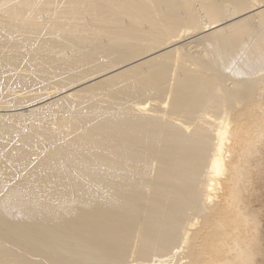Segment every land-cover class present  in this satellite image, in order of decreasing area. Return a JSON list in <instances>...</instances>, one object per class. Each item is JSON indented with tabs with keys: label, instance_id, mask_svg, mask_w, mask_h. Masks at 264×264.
I'll list each match as a JSON object with an SVG mask.
<instances>
[{
	"label": "bare ground",
	"instance_id": "1",
	"mask_svg": "<svg viewBox=\"0 0 264 264\" xmlns=\"http://www.w3.org/2000/svg\"><path fill=\"white\" fill-rule=\"evenodd\" d=\"M4 65L0 264H264V0H0Z\"/></svg>",
	"mask_w": 264,
	"mask_h": 264
},
{
	"label": "rangeland",
	"instance_id": "2",
	"mask_svg": "<svg viewBox=\"0 0 264 264\" xmlns=\"http://www.w3.org/2000/svg\"><path fill=\"white\" fill-rule=\"evenodd\" d=\"M195 47H196V46H195ZM190 48H191V49H190ZM190 48H188V50H189V51L191 50L190 52H192V53H194V51L197 52L198 50H200V46H197V48H198L197 51H196V48H194L192 45L190 46ZM192 48H193V49H192ZM2 66H3V65H2ZM4 67H5V69H6V66H5V65H4ZM9 68H10V67H8V68L6 69V70H9V71L4 70V71L6 72V73L4 72L5 74L3 73L2 67L0 68L4 77H6V74L9 75V74H8L9 72H10V73L13 72L12 74H14V72L16 71V72H15V73H17L16 76H18V75H22V72H23V76H21V78H20V79H22V77H24V73H25L26 75H27V73L29 74V72L31 73V71H29V70H27V71L24 70L25 72H24L23 70H21V71H19L20 74H18V71H17V70L13 71L15 68L12 70V67H11V68H10L11 71H10ZM3 69H4V68H3ZM263 69H264V68H263ZM26 72H27V73H26ZM0 74H1V73H0ZM12 74H11V75H12ZM14 75H15V74H14ZM14 75H13V76H14ZM26 75H25V76H26ZM253 75H254V74H253ZM9 76H10V75H9ZM13 76H12V77H13ZM251 76H252V75H251ZM251 76H250V77H251ZM10 77H11V76H10ZM252 77H253V76H252ZM252 77H251V78H252ZM259 77H260V76H258V75H254V77H253L254 79H251V78H250V79H251L252 82H254V84H256V83L258 82V80H260ZM7 80H8V79H7ZM3 81H5V80H3ZM247 81L250 82V80H247ZM247 81L245 82L246 84H247ZM255 81H257V82L255 83ZM228 82H230V81H228ZM228 82H227V84H228ZM249 82H248V84H249ZM251 84H252V83H251ZM1 85H3L4 87H6L5 89H7V85H5V84H1ZM39 86H41V85H35V86H33V88L36 87V88H34L35 91L37 90V88H38ZM228 86H230V83H229ZM4 87H3V88H4ZM18 87H19V89H18V88H17V89H18V90H21V89H20L21 86L18 85ZM31 87H32V86H31ZM11 88H12V87H11ZM23 88H24V87H23ZM33 88H31V89H33ZM43 88H45L44 85H43V87H42V86L39 87L38 90H39V89H43ZM0 89H2V88H0ZM34 89H33V90H34ZM15 90H16V89H15ZM1 91H4V90H1ZM35 91H34V92H35ZM29 92H30V94H31V92L34 93L33 91H29ZM29 92H28V93H29ZM36 92H38V91H36ZM36 92H35V93H36ZM41 92H43V90H40V91H39V93H41ZM35 93H34V94H35ZM36 94H37V93H36ZM261 94L264 95V91H262ZM243 100H244V97L240 98V102H242ZM231 103H232V101H231ZM101 104H102V103H101ZM103 104H104V103H103ZM56 108H58V107L56 106L55 109H56ZM55 109H54V110H55ZM57 111H58V109H57ZM59 111L61 112L60 108H59ZM10 112H11V111H10ZM60 112H58V113H60ZM0 113H7V111L0 110ZM49 117L52 119V116H51V115H49ZM51 119H50V120H51ZM46 148L48 149V147H46ZM44 149H45V148H44ZM74 156H76V155H74ZM140 204H141V206L138 205V209H139V208H142V205H143V207H144V203H140ZM139 206H140V207H139ZM139 210H140V212H141V213H140V212L138 211V212H139V215L142 216L141 214H143V213H142L141 210H143V209H139ZM191 218H194L195 220H199V219H200V217H199L197 214L193 215ZM188 244H189L188 242L185 243V246H188ZM11 245H13V244H11ZM8 246H9V245H8ZM11 247H12V248H11ZM14 247H15V245L10 246L11 249H15V250H17L18 247H17V248H16V247L14 248ZM33 257H35V258H33ZM31 258L34 259V260H38V259H39L38 256H31ZM40 258H41V259H39V260H41V262H44V264H56V263H50V262H49V263H46V262H48V261L44 260L45 258H43V257H40ZM39 260H38V261H39ZM42 260H43V261H42ZM63 260H65V261H64V262H59V261H58L57 264H62V263H64V264H70L69 262H71L72 264L74 263V262H72V261H69V262H68V261H66V259H62V260H60V261H63ZM45 261H46V262H45ZM186 261H187V258H183L180 262H182V264H185ZM66 262H67V263H66ZM74 264H75V263H74Z\"/></svg>",
	"mask_w": 264,
	"mask_h": 264
}]
</instances>
